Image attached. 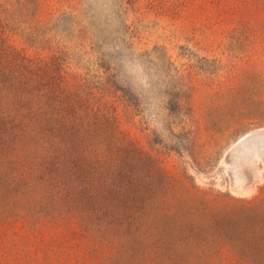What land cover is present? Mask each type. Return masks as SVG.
<instances>
[{
	"label": "rangeland",
	"instance_id": "1",
	"mask_svg": "<svg viewBox=\"0 0 264 264\" xmlns=\"http://www.w3.org/2000/svg\"><path fill=\"white\" fill-rule=\"evenodd\" d=\"M0 264H264V0H0Z\"/></svg>",
	"mask_w": 264,
	"mask_h": 264
}]
</instances>
